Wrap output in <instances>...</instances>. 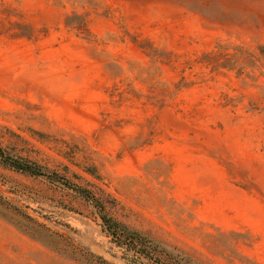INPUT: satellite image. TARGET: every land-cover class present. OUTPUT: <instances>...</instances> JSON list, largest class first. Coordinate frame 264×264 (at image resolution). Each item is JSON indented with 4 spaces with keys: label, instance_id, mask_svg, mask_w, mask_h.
<instances>
[{
    "label": "rangeland",
    "instance_id": "rangeland-1",
    "mask_svg": "<svg viewBox=\"0 0 264 264\" xmlns=\"http://www.w3.org/2000/svg\"><path fill=\"white\" fill-rule=\"evenodd\" d=\"M0 149V264H264V0H0Z\"/></svg>",
    "mask_w": 264,
    "mask_h": 264
},
{
    "label": "trees",
    "instance_id": "trees-1",
    "mask_svg": "<svg viewBox=\"0 0 264 264\" xmlns=\"http://www.w3.org/2000/svg\"><path fill=\"white\" fill-rule=\"evenodd\" d=\"M235 52L233 54L229 53H222L219 52L217 54H211L208 56L209 65L213 68H227L231 69L236 66V57L238 54L242 53L241 47H236ZM0 160L1 162L10 168H14L18 171H22L28 173L31 176H40L44 175L45 171L39 166L29 161L15 159L13 157L8 156L2 149H0ZM76 190L80 191L81 193L90 197V193L78 187H74ZM102 218L107 225L108 230L113 236L122 235L124 239H126L129 244H132L134 247L138 248L139 251L143 250H151L154 256H157V246L153 243L149 242L145 237L141 234L122 226L121 224L117 223L116 221L112 220L109 217L102 215ZM142 252V251H141ZM101 259V258H100Z\"/></svg>",
    "mask_w": 264,
    "mask_h": 264
}]
</instances>
